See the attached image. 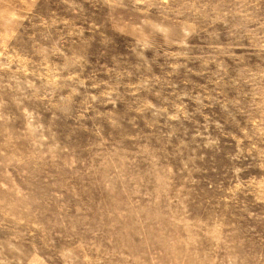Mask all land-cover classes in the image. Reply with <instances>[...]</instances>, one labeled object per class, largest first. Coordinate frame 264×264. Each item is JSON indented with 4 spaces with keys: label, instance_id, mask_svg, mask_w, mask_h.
Listing matches in <instances>:
<instances>
[{
    "label": "rangeland",
    "instance_id": "obj_1",
    "mask_svg": "<svg viewBox=\"0 0 264 264\" xmlns=\"http://www.w3.org/2000/svg\"><path fill=\"white\" fill-rule=\"evenodd\" d=\"M0 264H264V0H0Z\"/></svg>",
    "mask_w": 264,
    "mask_h": 264
}]
</instances>
